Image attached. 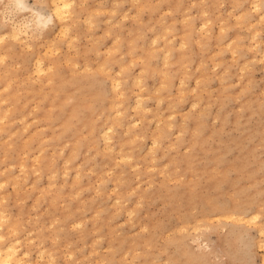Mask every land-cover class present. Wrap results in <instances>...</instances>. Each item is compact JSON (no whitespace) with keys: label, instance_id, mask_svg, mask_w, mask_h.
I'll return each instance as SVG.
<instances>
[{"label":"rangeland","instance_id":"374dc122","mask_svg":"<svg viewBox=\"0 0 264 264\" xmlns=\"http://www.w3.org/2000/svg\"><path fill=\"white\" fill-rule=\"evenodd\" d=\"M23 1L0 0L19 264H264V0H69L47 31Z\"/></svg>","mask_w":264,"mask_h":264},{"label":"bare ground","instance_id":"6f19581e","mask_svg":"<svg viewBox=\"0 0 264 264\" xmlns=\"http://www.w3.org/2000/svg\"><path fill=\"white\" fill-rule=\"evenodd\" d=\"M15 2H18L19 5H21L23 8H29V5L23 1V0H15ZM70 5L69 0H49V6L51 8V13L49 15L45 14L42 10L40 9H33V12L35 14L36 17V21L41 24L44 29L47 31L48 29L51 28V25H53L54 23L56 24H62L64 22L65 16H64V9L67 8ZM256 6V5H255ZM258 6V5H257ZM256 6V7H257ZM64 11V12H63ZM68 15V14H66ZM4 16V15H3ZM2 16V13L0 12V22H4V18ZM68 19V18H66ZM65 19V20H66ZM38 24V25H39ZM205 24V23H204ZM68 26V25H67ZM66 26V27H67ZM205 26V25H202ZM62 27V26H61ZM9 28L11 31V35L12 36H17L19 35V28L15 25V24H9ZM257 31V30H256ZM9 34V33H8ZM256 34V32H255ZM11 36V37H12ZM256 36V35H255ZM1 37V36H0ZM253 38V37H252ZM1 39V38H0ZM255 39V38H254ZM259 43V42H258ZM255 44L257 45V42H255ZM254 44V45H255ZM264 52V51H263ZM264 54V53H263ZM38 61V59H37ZM166 61V60H165ZM43 62V61H42ZM42 62L39 60L37 62V70L40 72L41 70L43 71L42 68ZM51 80V79H50ZM116 85V84H115ZM7 86V85H6ZM5 86V87H6ZM9 86V85H8ZM117 86V85H116ZM117 90V89H116ZM16 95V94H15ZM8 97V96H7ZM4 100L6 98H3ZM141 99V98H140ZM66 101V99H65ZM140 103V100L138 101ZM138 102L137 104V109H138ZM113 104V103H112ZM142 106V104H141ZM140 107V106H139ZM141 108V107H140ZM1 118V117H0ZM119 120V119H118ZM120 121V120H119ZM133 123V122H132ZM108 132V131H107ZM109 136V132L107 133V137ZM104 137V136H103ZM110 137V136H109ZM107 145V144H106ZM108 146V145H107ZM109 148V146H108ZM126 156V155H125ZM128 157V156H126ZM233 215V214H232ZM2 218V217H1ZM4 218V217H3ZM6 218V217H5ZM1 226V224H0ZM264 229V228H263ZM262 231V230H261ZM4 238V236H2L0 234V238ZM14 242V241H13ZM13 242H5L2 243L0 242V264H19L20 258L18 257V252L16 250V247L13 245ZM264 261V259H263Z\"/></svg>","mask_w":264,"mask_h":264}]
</instances>
